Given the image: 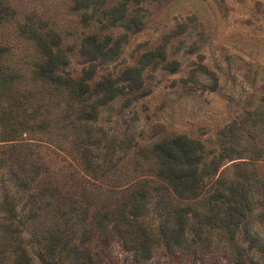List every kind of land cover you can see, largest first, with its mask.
<instances>
[{"label":"trees","instance_id":"1","mask_svg":"<svg viewBox=\"0 0 264 264\" xmlns=\"http://www.w3.org/2000/svg\"><path fill=\"white\" fill-rule=\"evenodd\" d=\"M144 1L72 0L80 23L95 29L81 38L86 64L77 73L58 34L30 16L18 27L21 54L0 45V264H103L101 247L110 240L134 264H148L158 247L176 264H204L215 238L226 243L230 264H248L264 249L253 230L254 215L264 222V177L255 168L231 178L219 172L224 160L264 158V139L254 145V133L246 137L252 146H241L249 113L222 127L210 150L184 133L145 149L132 126L103 125L143 94V71L166 59L159 43L116 75L100 71L125 39L114 29L139 26ZM13 13L0 1V22ZM118 98L123 105L113 112ZM38 144L57 147L70 164L61 158L66 166L51 168L31 148Z\"/></svg>","mask_w":264,"mask_h":264},{"label":"rangeland","instance_id":"2","mask_svg":"<svg viewBox=\"0 0 264 264\" xmlns=\"http://www.w3.org/2000/svg\"><path fill=\"white\" fill-rule=\"evenodd\" d=\"M0 1L14 9L8 20L0 22V45L11 48L12 54L19 55L25 49L18 27L30 16L35 23L45 22L47 28L58 34L61 46L70 49L67 54L71 69L77 73L86 64L79 55V43L84 34L95 29L80 23L79 12L72 9V0ZM106 1L112 5L116 0ZM142 6L144 13L139 26L120 25L114 29V34L126 36L118 55L100 71L109 69L116 75L125 66L135 64L139 52L159 43H166V59L159 66L143 71V94L131 100L116 121L103 120V125L114 127L115 132L132 126L134 133L140 134L138 146L145 149L163 137L184 133L203 140L210 150L219 147L217 132L222 127L234 120L242 122L243 116L249 113L243 119L245 139L241 146L247 142L249 132L256 135L254 145H261L260 140L264 139L261 99L264 96V0H145ZM122 105L123 98L116 99L113 112ZM105 114L109 113L101 116ZM46 146L27 148L36 149L47 158L53 164L51 168L59 163H62L60 166L70 164L68 156L58 152L57 147ZM4 151L1 147L0 153ZM232 162L224 160L219 172L231 178L238 171L255 168L264 177V158L248 165ZM109 193L116 194L113 189ZM0 215H4V208ZM253 230L264 244V222L256 215ZM211 245V259L204 264H230L225 253L226 243L215 238ZM101 250L103 264H134L115 240L108 241ZM246 261L264 264V249H255ZM148 264L176 263L158 247Z\"/></svg>","mask_w":264,"mask_h":264}]
</instances>
